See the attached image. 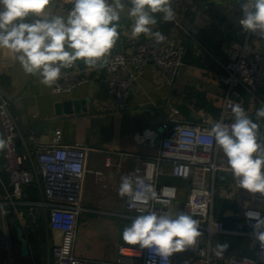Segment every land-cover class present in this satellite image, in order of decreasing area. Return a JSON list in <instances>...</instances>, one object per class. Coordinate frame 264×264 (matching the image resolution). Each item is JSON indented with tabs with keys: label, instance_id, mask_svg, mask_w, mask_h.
I'll list each match as a JSON object with an SVG mask.
<instances>
[{
	"label": "crops",
	"instance_id": "1",
	"mask_svg": "<svg viewBox=\"0 0 264 264\" xmlns=\"http://www.w3.org/2000/svg\"><path fill=\"white\" fill-rule=\"evenodd\" d=\"M112 2V0H109ZM242 0H172L175 19L163 22L162 14H155L157 25L153 31L168 34L174 40L185 44L184 65L175 82L170 84L162 70L148 62L137 76L129 106L116 110L110 107L111 94L106 85L95 76L99 69H93L91 82L78 85L69 92L56 93L52 87L40 83L38 75L26 74L12 53L0 49V84L3 96L10 101L11 110L19 124L21 133L18 146L33 150L29 136H37L43 142L53 139L56 129L62 131L64 144H83L87 146V172L83 183V204L85 209L78 219V235L75 253L83 258L116 259L118 248L125 244L122 240L124 227L135 219L128 217L126 197L118 195L121 177L136 164L135 154H149L152 149L138 141L137 132L149 126L161 129L164 118L199 122L206 119L215 122L221 118L224 106L225 86L218 75L225 72V63L234 50L236 42L244 38L238 23ZM125 10L119 21V39L116 49H126L131 38L133 21L128 17V0H123ZM51 12L58 10L66 15L72 5L68 0H52ZM147 37L141 34L138 39ZM257 48L264 51V41L255 39ZM110 52V53H111ZM86 64L78 60L71 69L82 70ZM5 92V94L3 93ZM80 102L79 111L66 112L65 102ZM244 99L249 94L244 92ZM264 104V84L259 89L254 108L245 105L244 110L255 121V112ZM58 105L61 112L58 113ZM234 117V115H233ZM264 124L261 132L264 133ZM0 139H4L0 125ZM264 140V136L261 137ZM3 158V150H0ZM219 158L227 164L222 149L218 147ZM112 164L107 165V158ZM169 168V165H166ZM211 176V175H210ZM212 178V176H211ZM0 190L9 184L10 175L2 171ZM163 181L174 182L180 186L179 197L173 202L171 211L187 212L188 182L165 175ZM214 215L221 218L229 229H237L243 210L252 205L253 194L239 188L230 172L218 170L215 175ZM31 199L42 198L37 182L28 186ZM20 225L24 227L29 240V257L32 264H53L51 253L52 232L48 227L49 214L42 208H21ZM84 219V220H83ZM13 227V223L10 219ZM11 240H20L16 229H12ZM37 234L42 255L37 256L31 241V233ZM43 231V232H42ZM42 232V233H41ZM13 242V241H12ZM256 239L234 233H221L214 236L213 245L220 252L218 264H225L226 255L232 252L254 255ZM222 245H226L223 248ZM13 242V250H14ZM0 264H15L8 258L5 250H0ZM88 264V263H85Z\"/></svg>",
	"mask_w": 264,
	"mask_h": 264
},
{
	"label": "built area",
	"instance_id": "2",
	"mask_svg": "<svg viewBox=\"0 0 264 264\" xmlns=\"http://www.w3.org/2000/svg\"><path fill=\"white\" fill-rule=\"evenodd\" d=\"M52 13L61 15L58 10ZM242 16L241 12L238 23ZM241 29L245 36L235 43L229 59L223 63L225 72L218 75V80L225 86L224 106L219 120L190 122L166 117L161 129L149 126L137 132L138 141L148 145L152 152L134 153L136 164L128 170L127 175L140 177L146 184L153 185L157 199L143 204L132 203L126 197L127 216L136 218L149 211H171L181 189L177 183L163 181L165 175H170L188 182L186 209L200 222L202 235L197 244L184 252L173 254L169 264H218L220 252L213 245L214 236L234 233L256 239L253 229L256 220L248 218L245 213L259 212L264 218V196L259 193L253 194L254 203L243 210L237 229L227 228L213 210L214 175L220 169L228 171V165L219 158L218 146L208 132L218 121L225 124L234 122L232 107L235 104L254 108L259 89L264 84V51L254 44L255 39L264 41V33ZM163 35L166 39L162 43H156L154 38L148 37L144 40L130 38L126 49L112 51L106 57L107 64L95 67L100 70L95 77L108 87L111 94V108L121 110L129 106L137 76L148 62H154L170 84L175 82L185 62L186 47L168 34ZM95 68L86 65L82 70L62 69L61 78L52 86L53 91L69 92L80 84L91 82L94 77L90 73ZM244 92L249 94L247 101ZM0 125L6 142L3 158L0 156V182L3 181V170L11 178L5 189L0 190V250L7 252L11 263L14 258L11 230L21 220V208L27 206L33 210L42 208L49 214L53 264H161L158 257L147 249L141 250L138 245H120L114 260L78 256L75 244L79 215L85 209L83 183L89 148L80 143L64 144L61 129H56L50 142L29 136L35 153L29 147L21 149L18 146L21 133L19 124L1 87ZM106 163L111 165L112 158L108 157ZM34 182L38 183L44 194L37 200L27 194V187ZM12 217L16 218L13 227L10 222ZM256 242L254 255L232 252L226 255L225 264H264V246L257 239Z\"/></svg>",
	"mask_w": 264,
	"mask_h": 264
},
{
	"label": "clouds",
	"instance_id": "3",
	"mask_svg": "<svg viewBox=\"0 0 264 264\" xmlns=\"http://www.w3.org/2000/svg\"><path fill=\"white\" fill-rule=\"evenodd\" d=\"M52 0H0V49H7L18 60L26 74L40 77L46 87L54 86L68 69L78 61L95 68L107 64L119 39V21L125 10L123 0H68L72 5L66 15L53 14ZM127 15L133 21L131 38L141 34L162 43L166 37L153 31L158 23L155 14H162L163 22L175 19L172 0H128ZM239 23L248 31L264 33V0H242ZM234 122H216L208 134L214 137L227 158L239 188L264 196V104L255 112L254 121L240 104L232 107ZM6 147L0 139V150ZM118 195L132 203L147 204L156 200L154 186L140 177L124 175ZM167 203V201H158ZM245 215L256 220L253 225L256 239L264 246V218L259 212ZM200 222L183 211L141 214L124 227L122 240L128 246L138 245L158 257L161 264H169L175 253L184 252L197 244L201 237ZM226 248V245H222Z\"/></svg>",
	"mask_w": 264,
	"mask_h": 264
},
{
	"label": "water",
	"instance_id": "4",
	"mask_svg": "<svg viewBox=\"0 0 264 264\" xmlns=\"http://www.w3.org/2000/svg\"><path fill=\"white\" fill-rule=\"evenodd\" d=\"M1 86V84H0ZM5 94V92H3ZM85 100H69L67 102H65V105L67 106V108H65L66 112H72L73 109L71 107V105H74V109L76 111H79V104L80 102H84ZM57 112L60 113L61 112V108H60V105H58V109H57ZM263 129H264V126H263ZM11 221L12 223H16V218L15 217H12L11 218ZM16 233L18 235V238L20 240V255L21 257H23V262L24 263H28V264H32V261L30 260V257H29V253H30V245H29V240L28 238L26 237L25 235V230H24V227L20 224H17L16 225ZM11 233H13V230H11Z\"/></svg>",
	"mask_w": 264,
	"mask_h": 264
},
{
	"label": "trees",
	"instance_id": "5",
	"mask_svg": "<svg viewBox=\"0 0 264 264\" xmlns=\"http://www.w3.org/2000/svg\"><path fill=\"white\" fill-rule=\"evenodd\" d=\"M27 189H28V187H27ZM31 241H32V244L34 246L35 254L37 256H41L43 251H42V248L40 247V244H39L40 240H38L37 234L34 231L31 233Z\"/></svg>",
	"mask_w": 264,
	"mask_h": 264
},
{
	"label": "rangeland",
	"instance_id": "6",
	"mask_svg": "<svg viewBox=\"0 0 264 264\" xmlns=\"http://www.w3.org/2000/svg\"><path fill=\"white\" fill-rule=\"evenodd\" d=\"M12 241L14 242V248H15L14 249V260H15V264H19L18 263V258H19V250H18L19 241H18V239L16 237L14 239H12Z\"/></svg>",
	"mask_w": 264,
	"mask_h": 264
}]
</instances>
